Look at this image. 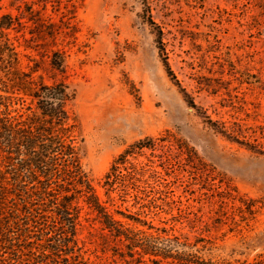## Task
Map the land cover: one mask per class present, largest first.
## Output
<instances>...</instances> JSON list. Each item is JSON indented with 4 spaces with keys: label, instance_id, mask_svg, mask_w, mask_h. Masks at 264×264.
<instances>
[{
    "label": "rangeland",
    "instance_id": "obj_1",
    "mask_svg": "<svg viewBox=\"0 0 264 264\" xmlns=\"http://www.w3.org/2000/svg\"><path fill=\"white\" fill-rule=\"evenodd\" d=\"M0 8L23 23L4 31L20 70L76 90L83 170L123 225L116 237L79 202L87 263L264 264V0H1ZM57 52L63 70L52 65ZM147 139L156 151L130 158L139 189L110 191L115 162ZM131 171L127 164L121 175Z\"/></svg>",
    "mask_w": 264,
    "mask_h": 264
},
{
    "label": "trees",
    "instance_id": "obj_2",
    "mask_svg": "<svg viewBox=\"0 0 264 264\" xmlns=\"http://www.w3.org/2000/svg\"><path fill=\"white\" fill-rule=\"evenodd\" d=\"M27 11L39 15L31 7ZM16 23L23 27L19 18L0 15V92L7 94L0 96V264H89L79 246V202L116 237L124 235L123 225L100 202L83 170L80 122L73 111L76 90L64 81L39 83L20 70L17 48L4 35ZM54 56L52 65L63 70L62 54ZM15 105L21 108L12 110ZM216 127L243 144L238 133ZM157 145L147 139L127 149L107 177L110 191L117 185L123 195L139 189L140 173L130 158L156 151ZM127 164H132L131 173L121 175Z\"/></svg>",
    "mask_w": 264,
    "mask_h": 264
}]
</instances>
